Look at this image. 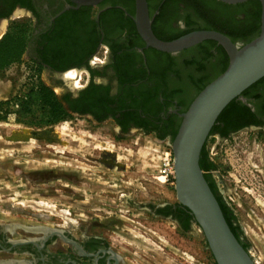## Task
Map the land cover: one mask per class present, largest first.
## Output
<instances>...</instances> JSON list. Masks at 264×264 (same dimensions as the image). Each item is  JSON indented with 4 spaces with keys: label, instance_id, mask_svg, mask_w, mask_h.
Wrapping results in <instances>:
<instances>
[{
    "label": "flooded vegetation",
    "instance_id": "obj_1",
    "mask_svg": "<svg viewBox=\"0 0 264 264\" xmlns=\"http://www.w3.org/2000/svg\"><path fill=\"white\" fill-rule=\"evenodd\" d=\"M146 2L158 38L212 29L210 21L237 32L260 30L259 0ZM135 8V0H101L78 7L71 0H0V39L15 19L28 27L18 33L26 38L22 55L9 65L27 61L30 68L46 75L53 90L62 87L61 93L54 91L66 98V116L96 124L111 121L116 134L142 132L172 140L181 121L179 114L186 110L198 85L218 69V43L205 40L174 53L145 46L136 27ZM235 43L242 45L244 40ZM67 71L75 72L76 83L63 87ZM242 97L248 110L234 124L243 127L234 131L222 126L214 135L225 138L223 132L230 135L242 128H255L264 135V76L250 95ZM144 208L153 218L171 222L182 234L198 227L177 200L149 203ZM239 238L247 249L240 233ZM175 254L174 264H185V258ZM0 264L143 263L120 251L106 236L82 231L68 220L65 225L0 222Z\"/></svg>",
    "mask_w": 264,
    "mask_h": 264
},
{
    "label": "rangeland",
    "instance_id": "obj_2",
    "mask_svg": "<svg viewBox=\"0 0 264 264\" xmlns=\"http://www.w3.org/2000/svg\"><path fill=\"white\" fill-rule=\"evenodd\" d=\"M29 66L23 61L0 71V101L23 95L38 71L51 83ZM67 73L72 78L66 79ZM63 80V87L76 83L75 72L67 71ZM44 113L34 106L24 116L14 104L0 110V222L65 225L71 220L143 264H174L175 253L185 264H215L199 227L182 234L144 208L177 200L171 140L142 132L116 134L111 121L96 124L75 115L45 125ZM205 149L216 165L210 172L216 192L235 217L255 264H264V135L255 128L225 138L211 134Z\"/></svg>",
    "mask_w": 264,
    "mask_h": 264
},
{
    "label": "water",
    "instance_id": "obj_3",
    "mask_svg": "<svg viewBox=\"0 0 264 264\" xmlns=\"http://www.w3.org/2000/svg\"><path fill=\"white\" fill-rule=\"evenodd\" d=\"M80 5H96L101 0H71ZM135 23L145 46L163 52H178L205 40H214L227 56L226 68L209 81L180 113L181 121L171 140L174 191L202 231L215 264H255L254 259L231 231L211 190L199 158L210 130L221 111L242 92L264 76V0L261 3L260 30L240 45L213 29H198L171 40H162L152 31L146 0H135ZM229 4L246 0H219Z\"/></svg>",
    "mask_w": 264,
    "mask_h": 264
},
{
    "label": "trees",
    "instance_id": "obj_4",
    "mask_svg": "<svg viewBox=\"0 0 264 264\" xmlns=\"http://www.w3.org/2000/svg\"><path fill=\"white\" fill-rule=\"evenodd\" d=\"M223 8L220 7V11ZM221 15V13L219 14ZM258 24V23H257ZM208 27L212 28L213 30L220 31L231 38L232 41L235 40H244V43L250 41L254 38L258 33L259 30L251 33L247 32H237L231 30L230 28H226L224 25L221 26L218 24H214L212 21L208 22ZM27 26L23 23L14 22L10 25L7 32L1 37L0 39V71L5 69L9 64L13 61H18L25 49V42L26 38L24 36L18 35V33L26 32ZM189 31V30H188ZM186 31V32H188ZM184 32V33H186ZM182 33V34H184ZM175 38V37H174ZM162 40H171L173 38H160ZM207 42H211L212 44H216L217 42L214 40H207ZM217 51L219 53V65L218 69L216 70L215 75L208 81L198 85L195 95L213 78H215L218 74H220L228 64V56L221 45H217ZM261 78L250 85L242 92V96L250 95V91L255 89ZM66 98L60 97L55 91L52 89L50 85H48L43 79H41L39 71L36 74V78L31 82L30 86L27 88L26 92L23 95L13 96L8 98L7 100L0 101V110L4 106H8V104H14L17 107V112L22 115H29L32 111V107L38 106L40 107L45 113L41 119V123L45 125H50L62 121L67 114L66 107L64 106V100ZM248 108L246 105L241 102L240 98H235L230 101L227 106L221 111L219 116L216 119V122L212 126L210 130V135L214 134L216 131L221 130L222 126H230V130H237L240 127L239 125L234 124V121L240 119L245 115ZM243 125V124H242ZM223 135L227 137V131L223 132ZM175 136L172 135V138ZM199 164L201 169L204 172V177L207 180L211 190L213 191L216 199L219 202V205L222 209L224 217L234 235L238 238L241 242L242 246L246 248V245L240 240L239 232H238V225L235 222V217L233 216L231 210L221 198L220 195L216 194V189L212 179L210 178V171L215 169L216 165L209 159V155L205 149V144L202 147Z\"/></svg>",
    "mask_w": 264,
    "mask_h": 264
},
{
    "label": "bare ground",
    "instance_id": "obj_5",
    "mask_svg": "<svg viewBox=\"0 0 264 264\" xmlns=\"http://www.w3.org/2000/svg\"><path fill=\"white\" fill-rule=\"evenodd\" d=\"M67 78H72V74L71 73H67ZM163 180V179H161Z\"/></svg>",
    "mask_w": 264,
    "mask_h": 264
}]
</instances>
